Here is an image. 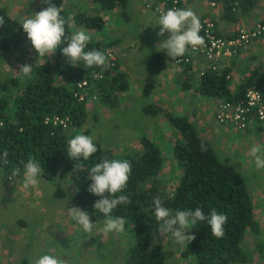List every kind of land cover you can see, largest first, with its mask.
<instances>
[{
  "label": "trees",
  "instance_id": "1",
  "mask_svg": "<svg viewBox=\"0 0 264 264\" xmlns=\"http://www.w3.org/2000/svg\"><path fill=\"white\" fill-rule=\"evenodd\" d=\"M51 2L62 8L61 15L69 16L63 9V0ZM98 2L103 10H114L119 6L126 11L129 5V0ZM259 2L260 0H223L222 20L238 23L241 18L250 15ZM171 3L172 0L168 1V6ZM47 7L46 4L45 8ZM0 16L5 20L4 26L0 27L1 63L10 52L22 46L25 32L21 27L22 23L14 19L8 9H0ZM74 22L99 32L106 25L100 15L78 14ZM72 30L66 26V37L73 34ZM65 46L66 39L59 47ZM115 46L116 42L89 41L85 50H100L108 57V51ZM60 48L56 50L53 65L34 66L30 77L24 82L12 79L11 84L19 89L12 96L0 97V169L7 175L14 168H20L22 173L24 164L31 155L43 169L39 180L71 181L75 188L72 198L75 207L88 211L91 222L100 225L105 216L94 208V203L100 197L88 191L91 184L87 179L90 168L104 157L129 161L132 171L126 189L120 194L129 195L131 203L118 205L111 213L113 217H123L126 221L125 229L133 233V243L124 257V264H166L164 246L153 245L154 235H162L154 216L155 197H160L164 206L171 209L173 214L177 210L194 211L199 207L206 216L213 209L227 216L223 238L218 239L212 235L207 221H198L189 230L195 239L183 246L181 255L185 259L195 257L197 264H246L250 251L248 254L244 245L249 237L256 239V249L264 256V241L260 240V225L255 217L254 201L246 177L220 160L213 145L202 137L186 115L170 112L155 102H150L143 108L146 114L163 118L182 137V141L175 146L174 157L182 165L183 176L171 196L167 195V187L162 186L160 180L165 168L163 152L148 136L141 137V149L121 156H115L111 150L103 148L100 142H94L98 150L86 161L83 158L73 161L67 156L69 131L63 130L61 125L57 127L46 123V119L55 116L69 118L70 128H79L87 123L88 112L84 104L74 98L76 84L90 78L93 73L102 72L104 79L98 84L99 97L110 109L119 107L121 93L129 91L130 86L124 74L119 72L115 77L112 76L115 67H108L107 70L96 66L85 68L83 62L76 67L71 66ZM194 53L188 49L183 57L174 60V66L179 67L177 61L181 58L199 59ZM202 62L200 58V63ZM181 65H185L186 72L191 70L190 64ZM169 66L164 54L156 52L150 56L141 98H151L154 95L158 79ZM228 73V69L221 75L209 71L200 85L201 93L219 101L234 102L244 98L251 86L264 91L263 66L251 69L250 78L241 84L236 94L231 92L226 79ZM4 150L8 151L7 163H4ZM20 264L31 263L24 259Z\"/></svg>",
  "mask_w": 264,
  "mask_h": 264
},
{
  "label": "rangeland",
  "instance_id": "2",
  "mask_svg": "<svg viewBox=\"0 0 264 264\" xmlns=\"http://www.w3.org/2000/svg\"><path fill=\"white\" fill-rule=\"evenodd\" d=\"M75 1L76 0H68L69 5H66V9L70 14L84 9L82 8V5L79 4L81 8H76V11H74V8L78 6V2L75 3ZM78 1L79 3L83 2L84 4V0ZM92 1V3H90V0L87 1L86 7L88 9H92L96 3V0ZM262 3H264V0H262ZM30 5L31 4L29 2L28 7L19 9H25L26 15H30L29 12H36L38 10L35 9V7L31 9ZM5 8L8 9L10 15L12 16L15 8L12 9L11 4L8 3L5 4ZM81 11L80 13H82ZM140 23L141 22L136 21L135 19L130 20L128 25L130 31L145 32V26ZM124 24H126V22ZM79 27L80 25H77L74 22L72 33L74 31H80ZM125 32H127L126 26H124L123 30L120 29L119 33H115L113 35L123 36ZM94 33H96V31H93V34ZM220 33L226 37H230L233 34L223 31ZM92 37L95 38V36ZM262 39H264V36L257 42H260ZM130 40L134 39L131 38ZM133 42L136 43L134 40L130 43L126 42L124 44L132 45L134 44ZM124 44L123 47L126 46ZM139 49L140 46L137 45V48H131L128 54L131 52L135 53L134 59L140 64L141 62L139 59L142 60L144 56L142 57L140 52L137 53ZM252 49L250 50L251 52L253 51ZM252 55L257 57L256 61H248V59L242 60L245 56ZM55 56L56 52L48 57H39V54L33 48L31 42L27 38V34L25 33L22 46L18 50L10 52L9 55H7L0 63V97L7 95L12 96L15 92H17L19 87L11 84L12 79L24 82L29 78L18 74L22 65H31L32 68L42 64L53 65ZM240 57L242 58H240L238 63L236 60L239 69L244 70L247 67V69H249L248 71H250V69H254L258 66L264 67V61H262L264 60V45L263 47H259V49L256 50V53H245L241 54ZM142 62H144V60ZM236 63H234V65ZM182 70L185 71L184 69ZM233 76L234 75H232L231 78ZM198 82L199 81L196 80L195 74L191 72L189 74L188 71L180 77L179 81L174 84L171 89L185 95V98L182 100V106L188 112L182 110V114H177L193 117L195 120L193 121L195 122L194 125L200 128L203 126V123L206 125L209 124V121L211 120L209 117L214 116L216 107L222 100L219 101L216 98L204 96L200 91L201 84ZM136 91L137 90H129L121 93L119 107H116L115 110L104 105L102 100H100V97L98 102L89 101L87 104H84V107L88 112L87 123L79 128H71L68 135L70 139L77 134L92 136L93 143L100 142L103 148L111 150L115 156H121L133 150L141 149V137L143 135L149 137L150 135V139L155 143L158 142V144L163 148L161 150L165 159V168L161 174L160 180L163 184L162 186L167 187V195L171 196L175 192V189L183 176L182 165L174 157L175 146L182 141V137L179 131L172 128L170 125H166V129L163 130L164 127L160 126V122L162 123V120H164L163 118L158 116L153 117L143 111L144 106H147L146 104L150 102H155L159 105L158 102L154 101V99L157 94L160 93L155 91L151 98L148 97L143 99L141 98L143 96L141 90L139 92ZM132 94H136L137 97H132ZM121 103H124L125 105H120ZM159 106L161 107V105ZM175 110L176 109L172 111ZM155 124L160 130L158 132L154 131L156 134L153 136V132L148 133V129H150L151 126H155ZM39 183V195H35V192L32 191V193L36 196L35 199L39 200V209H36L34 212L35 218H33L31 224H28L27 232L24 233L26 228H24L22 224L14 225L15 230L22 231V242L25 248L21 249V251L17 249L15 251L16 253L0 249V264H20L24 259L31 263V260L38 258L43 254L56 256L63 261V264H124V257L133 243V233L129 229H125L124 232L119 234L110 233L105 236L99 231V229L103 227V224H100L94 228L91 234H85L68 214V208L75 206L72 199L75 195L74 184H72L71 181L62 179H56L51 181V183L39 180ZM60 195H62V198H60ZM5 200L8 201V199ZM5 200L3 201L6 202ZM23 200L25 199L16 198V201L20 204ZM8 202L15 207L20 205L14 201ZM22 207L25 210L27 207H31V204L28 203ZM55 209H61V214H64L66 219L69 218L72 224L71 229H73V231L68 236H65L66 239L64 242H59L54 248H47L46 240H53L48 235L45 224L48 221L49 215L55 213ZM4 215L8 219L14 221L22 218L23 220L29 219V216L26 215H24L26 219L23 216H19L18 208L15 210H5ZM154 239L156 240V244H162L164 246L163 252L166 258V264H197L195 257H191L189 259L182 257L181 250L184 245L177 244L171 235H154ZM260 240L263 241L261 237ZM26 242H28L27 246L25 244ZM244 249L248 252V254L250 251V258L246 264H264V256L257 251L256 246L249 248V244L245 243Z\"/></svg>",
  "mask_w": 264,
  "mask_h": 264
},
{
  "label": "crops",
  "instance_id": "3",
  "mask_svg": "<svg viewBox=\"0 0 264 264\" xmlns=\"http://www.w3.org/2000/svg\"><path fill=\"white\" fill-rule=\"evenodd\" d=\"M87 1L88 0H84L83 4V2L79 3V1L76 0L75 3L78 2V6L74 8V11H76V8H81L79 4H81L82 8L84 9H82V11L79 10L70 14L66 9V5H69L68 0H63V9L69 16H73L74 18H76L78 14H85L88 16L100 15L104 18L106 25L105 28L100 32L96 31V33L93 34V31H95L94 29H88L83 26H80L79 28L90 35V40H92V42H116V46L110 50L113 51V54L117 57V66H115L116 70L112 73V76L115 77V75H117L119 72L124 74L125 79L128 83H130V91L137 90L136 92H139L141 90V92H143V87L146 82V68L148 60L152 54L156 52L162 53L166 56L170 66L169 69L165 71L158 79L155 91L159 92L160 94H157L155 101H157L161 107L173 113H181L182 110H185L182 106V100L185 98V95L178 91H173L171 88H173V85L179 81L181 76L187 73L186 69L174 66V60L171 57H168L165 51L156 50L158 43L167 39L170 33L165 32L164 36L158 35L160 31V26L157 25L158 17L146 8V5L144 4L147 2L145 0H129L127 10L123 11L121 7H117L114 10H103L98 1H96L92 9H88L86 7ZM29 2L31 4V9L33 7L38 9L36 12H29L30 15L27 14L29 16L45 9L46 4L43 3V0H0V9H4L5 4L7 3L11 4L12 9L15 8L14 13H12V17L22 22V20L27 16L25 14L26 10L19 8L28 7ZM92 2L93 1L90 0V3ZM263 4L264 3H262V0H260L258 6L251 12V14L247 17L241 18L238 23H228L222 20V16L224 15V6L212 9L202 0H191L184 9H192L199 17L200 21L207 16L213 17L218 23L220 31L230 34L233 33L237 26L243 25L245 27H251L254 23L258 22V20L262 18L261 16L264 15ZM80 11L82 13H80ZM132 19L141 22L140 24L145 26V32H131L128 25ZM125 22L126 24H124ZM124 26H126L127 32H125L124 35L122 34L123 36L113 35L115 33H119L120 29L123 30ZM92 36H95V38ZM131 38H133L136 43L133 42L134 44L132 45L124 44L126 42L130 43L134 41L130 40ZM123 44L126 46L123 47ZM137 45L140 46V49L137 51V53L140 52L142 57L144 56L142 60L139 59L141 62L140 64L134 59L135 53L131 52L128 54L130 49L137 48ZM263 45L264 39H262L260 42H257L252 47L253 49L251 48L253 51H249L248 53H256V50L259 49V47H263ZM110 51L108 52L111 53ZM240 58L242 57L236 58L237 63ZM236 59L231 62L229 68L231 72L230 75H234L230 80V89L233 94L237 93L241 84L247 80L251 74V69L248 71L249 69H247V67L244 70L239 69ZM245 59H248V61H256L257 57L254 55L245 56L242 60ZM143 60L144 62H142ZM234 63L236 64L234 65ZM190 72L191 71H189V74ZM134 96L137 97L136 94H132V97ZM120 105L125 104L121 103ZM115 109L116 107L113 110ZM174 109L176 110L172 111ZM185 112L188 111L185 110ZM215 113L216 111L214 112V116L209 117L211 120L209 121L208 125L203 123V126L200 128L196 125L195 126L198 128V131L202 137L213 145L220 160L223 163L233 166L246 177L245 179L248 182L254 201L255 217L260 225V236L264 241V169H257L253 162L254 158L249 155L252 146L264 145V136L262 133L263 126L255 124L254 126L249 127L246 132H240L230 128L229 126L220 124L216 119ZM189 119L195 124V122H193L195 121L193 117H189ZM166 125L168 124L165 120H162V123L160 122V126L164 127L163 130L166 129ZM159 130V127L155 124V126H151L150 129H148V133L153 132L152 134L154 136L156 134L154 131L158 132ZM150 137L151 136L149 135V138ZM156 143L158 144V142ZM160 148L163 149L161 146ZM23 180V172L17 177H11L7 175L4 170L0 169V249H4V251H9L12 253H16L15 251L17 249L21 251V249L25 248L22 242V231L15 230L14 225L22 224V226L26 228L24 233L27 232L28 224H31L33 218H35L34 212L36 209H39V200L35 199V195L38 194L40 183L35 188L30 187L26 190L23 188ZM43 182L49 181L43 180ZM32 191L35 192V195L32 193ZM16 198L25 200H23L20 204L16 201ZM5 199H8V201H14L20 205L15 207ZM28 203L31 204V207H27L24 210L22 206L27 205ZM16 208L19 209V216L24 217V215H26L29 216V219L24 217L26 220H23L22 218L14 221L8 219L4 215L5 210H15ZM61 212V209H55V213L49 215L48 221L45 224L48 235L53 240H46L47 248H54L59 242H64L66 239L65 236H68L73 231V229H71V221L69 218L66 219V216L61 214ZM246 243L249 244V248H252L256 246V239L249 237ZM25 244L27 246L28 242Z\"/></svg>",
  "mask_w": 264,
  "mask_h": 264
},
{
  "label": "clouds",
  "instance_id": "4",
  "mask_svg": "<svg viewBox=\"0 0 264 264\" xmlns=\"http://www.w3.org/2000/svg\"><path fill=\"white\" fill-rule=\"evenodd\" d=\"M43 3L47 4L48 7L31 16H26L21 24L39 57L53 55L66 39L67 46L60 49L62 54L70 61L71 66L76 67L80 62H83L85 68L96 66L107 70L110 66L109 58L104 52L96 49L85 50L91 39L89 34L80 30L74 31L70 37H66V26L69 29L74 27V17L61 15L62 8L53 5L51 0H43ZM4 24V17L0 16V27H3ZM157 25L160 26L159 36H164L165 32L170 33V35L167 39L158 43L156 50L165 51L166 55L173 60H176L177 57H183L189 47L196 50L197 47L203 48L205 46V40L199 34L202 29L201 21L190 8L167 10L159 15ZM229 68L230 66L225 68V70H229L228 74L231 73ZM31 71V65H22L18 74L23 77H30ZM230 80H227L229 85ZM97 150L92 136L77 134L68 141L67 156L73 161L81 158L86 161ZM249 155L254 158L253 162L257 169H264V145L252 146ZM7 157L8 151L4 150V163H7ZM42 171L40 163L30 155L22 171L23 188L26 190L30 187L35 188L39 184ZM131 171L129 161L109 160L107 157L102 158L100 162L95 163L90 168L87 179L91 181V184L88 191L100 197L94 203V208L105 216L102 221L103 227L99 229L105 236L110 233L119 234L125 231V219L123 217H113L111 213L118 205L131 203L129 195L120 194L127 187ZM20 173V168H14L9 176L17 177ZM68 214L85 234H91L97 226V223L91 222L90 213L79 207L68 208ZM154 216L159 223V233L163 236L171 234V237L179 245H188L195 239V236L190 234L189 230L194 228L198 221H207L214 237L219 239L225 235L224 225L227 223V216L218 213L215 209L207 216L199 207L194 211L177 210L173 214L171 209L164 206V202L160 197H155ZM155 244L156 240L154 239L153 245ZM31 264H63V261L56 256L43 254L31 260Z\"/></svg>",
  "mask_w": 264,
  "mask_h": 264
},
{
  "label": "built area",
  "instance_id": "5",
  "mask_svg": "<svg viewBox=\"0 0 264 264\" xmlns=\"http://www.w3.org/2000/svg\"><path fill=\"white\" fill-rule=\"evenodd\" d=\"M146 8L159 17L160 14L173 8H185L190 0H146ZM210 8L216 9L224 6L223 0H202ZM202 29L200 35L205 40L203 48L197 47L196 50L189 49L199 59H179L177 64L184 68L182 63L190 64L191 72L195 74L196 80L202 83L206 74L214 72L222 74L225 68L229 67L232 60L248 53L251 48L264 36V16L254 23L251 27L243 25L237 26L232 36L222 35L216 20L207 16L201 20ZM109 67H115L117 57L113 52H108ZM200 58L203 60L200 63ZM104 79L102 72L93 73L90 78L79 81L74 89V98L82 104L89 101H99L100 88L99 82ZM227 80L231 79L230 74L226 76ZM216 119L222 124L229 126L240 132H246L249 127L259 124L263 126L264 136V91L255 86L247 89L244 98L234 102H220L216 107ZM46 123H52L54 126L61 125L66 132L70 131V119L60 116L47 118Z\"/></svg>",
  "mask_w": 264,
  "mask_h": 264
}]
</instances>
